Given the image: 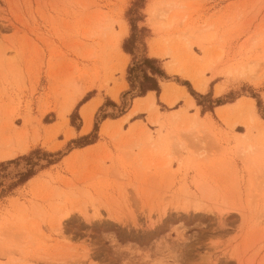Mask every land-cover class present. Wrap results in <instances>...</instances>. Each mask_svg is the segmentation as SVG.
<instances>
[{"label": "rangeland", "instance_id": "374dc122", "mask_svg": "<svg viewBox=\"0 0 264 264\" xmlns=\"http://www.w3.org/2000/svg\"><path fill=\"white\" fill-rule=\"evenodd\" d=\"M124 25L128 35L117 47ZM154 41L175 54L152 57ZM147 59L158 61L163 77L152 75ZM171 63L209 80L206 93L169 71ZM146 75L159 92L143 94ZM164 83L184 87L198 109L183 98L164 103ZM120 84L117 102L110 92ZM152 92L158 114L122 122ZM241 98L255 101L264 122V0H0V153L31 146L0 160L21 157L0 164V182L51 165L36 175L39 204L71 212L62 235L59 212L52 230L43 224L54 264H264V134L248 135L238 110L229 124L218 116ZM96 100L82 135L81 110ZM184 112L198 113L189 132L172 121ZM107 121L110 137L101 133ZM76 151L83 152L67 163ZM28 185L2 184L0 201L9 204L22 189L28 203Z\"/></svg>", "mask_w": 264, "mask_h": 264}, {"label": "bare ground", "instance_id": "6f19581e", "mask_svg": "<svg viewBox=\"0 0 264 264\" xmlns=\"http://www.w3.org/2000/svg\"><path fill=\"white\" fill-rule=\"evenodd\" d=\"M160 16L161 19L164 17V15H160ZM121 29L122 32L121 34H119V36L116 39L117 47H120L122 39H124L128 35L127 25H124L123 28ZM185 48H187V45H185ZM150 54L153 57L163 58V57H171L175 54V52L171 50L170 47L168 48L166 43L162 45V43H158L157 41H154L151 43L150 46ZM121 56H122L121 71L122 73H124L128 65L129 57L127 55L126 57L124 54H122ZM175 65L177 64L175 63L172 64L169 71H171L172 73H177L187 78L198 91L201 92L205 91L207 86V80L204 79V77H202L201 74L191 71V69L187 70L186 68H184V66L176 67ZM241 75L246 76V72L242 71ZM122 89L123 86H121V84L119 87L116 86V88H114L110 92L111 98L115 101L119 100L118 98ZM222 92L223 90L221 89V87H219L217 90V94H222ZM163 99L164 101H167L171 104L174 102L172 93L168 89L165 90ZM99 104L100 101H94L93 103L86 105L84 108H82L81 115L84 120V128L82 130V134H86L90 132L93 125L94 114ZM75 105H76V101L74 100L70 105V107L67 110L63 111L61 117L64 120V123L68 122L67 115ZM189 107L191 108L193 107V105L190 104ZM157 110L158 108L153 98H148L146 101H144V103L137 101L134 104L131 113L122 122L128 120L129 117L137 114L138 112L156 114ZM236 110H238L241 115L245 116L243 120L244 122H241V124H243L244 127L246 128L248 135L253 130L263 132L264 134V122L257 114L256 104L254 100L250 98H242V100L238 103V105L218 111V116L225 123L229 124L230 123L229 120L231 119L230 117L232 115L231 113L233 111L236 112ZM179 115L180 114H176V116L172 118L173 119L172 121L175 122L181 121L180 122L181 124L186 123L185 126L181 127V130H183L182 132H189L190 130H194V128L199 125V118L197 114L191 117H187L186 113L184 114L186 115V117H182V115L180 116ZM238 121L239 120H237V122ZM151 122L153 124L159 123L158 117H155V119L153 117ZM112 128H113V123L110 122L105 123L101 129L102 135L110 137L112 135L111 132ZM73 136L74 133L69 132L67 138H72ZM147 137L150 138L149 135ZM149 138L147 140H149ZM60 146L56 145L54 146V148H52V150L60 148ZM30 148L31 146L29 144H20L15 149H3L0 153V160H11L18 157L20 154H27ZM248 149L251 150L252 147L249 146ZM77 154H79V151L74 152V155L72 157L70 156L68 160L66 159L67 160L66 162L67 163L70 162V160ZM169 164L170 161L167 160L165 164H163V166L167 167ZM46 171L47 170H44L42 171V173L43 172L45 173ZM38 178H39L38 176L37 177L34 176L28 182L25 183V184H29L28 185L29 187L27 188L31 190L30 195L33 197V199H31L28 203L21 198V197L26 198L28 196L27 192L22 191V189L19 190L21 191V195L18 196V198L15 197L13 199L10 198L11 201L9 204L8 203L4 204V202L0 201V264H40V262H43V264L44 263L54 264L55 255L51 250V243L53 240L51 241L50 234L47 235L44 232L43 224L48 226L49 229L51 228L52 230V224H54L53 213L55 215L56 212H59L56 213L59 216L57 215L58 219L56 218L55 220L57 223L55 222L56 226L55 225L54 226L56 227L55 230L58 232V234L60 233V235H62L65 228V223L69 220L71 212L66 210L65 208L64 209L66 211L64 210L62 212V210H60L62 208H60V206L55 205L52 208L53 213H51V207L47 208L46 206L43 207L42 205L39 204V200L37 197V190H36L38 189V184H40V182H38L40 181L38 180ZM188 193L189 192H186V194ZM3 194H4L3 196H8L10 193H8V190H6L5 192H3ZM193 206H196L194 207L195 210L199 208V206L197 208L196 204ZM187 207H190V204L188 206H183V207L177 206L176 209L181 208L187 210L188 209ZM166 214L167 212L165 211L163 213V216H165ZM43 217H46L44 221L42 220ZM40 245L43 246L41 248H38V246ZM41 251H43L42 255H40Z\"/></svg>", "mask_w": 264, "mask_h": 264}, {"label": "trees", "instance_id": "16d2710c", "mask_svg": "<svg viewBox=\"0 0 264 264\" xmlns=\"http://www.w3.org/2000/svg\"><path fill=\"white\" fill-rule=\"evenodd\" d=\"M125 51L130 53V50L128 48L125 47ZM158 64V61L156 60H145V65H151L152 68V75L156 76H164L163 71H161L159 68H155V65ZM146 79L148 80V82L150 83L146 89L144 90L143 94H145L148 91H156L159 92L160 88L159 85L157 83V80L155 78L149 77L148 75H146ZM21 158V157H19ZM19 158L15 159L18 160ZM12 160V161H15ZM12 161H7V162H2V163H11ZM0 163V164H2ZM53 165V164H52ZM51 165L49 163H47L46 165H41V167H36L35 169H27V172L25 173V175H20L19 173H17L16 171L14 173L11 174L10 178H4L3 181L0 182V186L3 184H5V186H11L13 188H15L16 186H20L22 185L23 182H28L31 178H33L34 176H36L40 171H42L45 168L50 167ZM11 187L7 190H11Z\"/></svg>", "mask_w": 264, "mask_h": 264}, {"label": "crops", "instance_id": "0c3cea01", "mask_svg": "<svg viewBox=\"0 0 264 264\" xmlns=\"http://www.w3.org/2000/svg\"><path fill=\"white\" fill-rule=\"evenodd\" d=\"M153 57V56H152ZM155 58H157V57H155ZM174 74H177V73H174ZM177 75H179V74H177ZM179 76H181L182 78H185V77H183L182 75H179ZM185 79H187V78H185ZM205 79V78H204ZM188 80V79H187ZM207 80V79H206ZM208 83H209V80H207V86H206V89H205V91L204 92H201V91H199V92H201V93H206V91H207V87H208ZM125 84L123 85V89L125 88ZM194 86V85H193ZM195 88V87H194ZM218 88L219 87H217V90H218ZM166 89H168V90H170L171 91V93H172V97H173V103L171 104V103H169V102H167V101H164V99H163V96H164V93H165V90ZM196 89V88H195ZM197 90V89H196ZM122 91V90H121ZM198 91V90H197ZM216 93H217V91H216ZM217 95H220V94H217ZM155 93L154 92H152V93H149V95H148V97H144V98H139V99H136L135 101H134V104L138 101V102H142V103H144V101H146L148 98H153L154 100H155ZM175 97H177V98H175ZM161 98H162V101L164 102V103H167L168 105H174L175 103H176V101L178 100V99H181V98H183V99H185V101L187 102V106H188V108H190L189 107V105L190 104H192L193 105V107H191V108H196V109H198L197 108V106H196V104H195V101H194V99L189 95V93H187V91H186V89L184 88V87H179V86H176V85H174V84H172V83H164L163 84V93H162V95H161ZM242 100V98L241 99H239L235 104H230V105H226V106H223V107H219L218 108V111H220V110H223V109H226V108H228V107H232V106H236V105H238V103L240 102ZM96 101H98V100H96ZM94 102V101H93ZM92 102V103H93ZM91 104V103H90ZM134 104H133V106H132V109H133V107H134ZM156 104V103H155ZM157 106V105H156ZM182 106H184V105H182ZM85 107V106H84ZM83 107V108H84ZM158 108V107H157ZM132 109H131V111H132ZM131 111H130V113H131ZM158 112H159V110H157V112H156V114H158ZM129 113V114H130ZM138 113H144V112H138ZM137 113V114H138ZM197 115H198V113H196ZM136 115V114H135ZM134 116V115H133ZM128 117V116H127ZM108 122V121H107ZM107 122H105V123H107ZM103 127V126H102ZM84 128V127H83ZM83 130V129H82ZM82 130H81V134H82ZM87 134V133H86ZM83 135V134H82ZM93 148V146H88V147H86L83 151H88V150H90V149H92ZM83 151H79V153H81V152H83ZM76 152H78V151H76Z\"/></svg>", "mask_w": 264, "mask_h": 264}]
</instances>
